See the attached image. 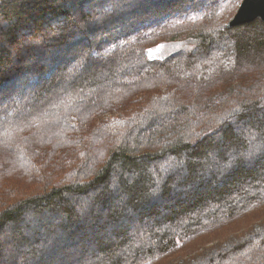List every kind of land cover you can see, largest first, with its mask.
Here are the masks:
<instances>
[{"label":"trees","instance_id":"16d2710c","mask_svg":"<svg viewBox=\"0 0 264 264\" xmlns=\"http://www.w3.org/2000/svg\"><path fill=\"white\" fill-rule=\"evenodd\" d=\"M241 2L0 0V264H264Z\"/></svg>","mask_w":264,"mask_h":264},{"label":"water","instance_id":"95a60500","mask_svg":"<svg viewBox=\"0 0 264 264\" xmlns=\"http://www.w3.org/2000/svg\"><path fill=\"white\" fill-rule=\"evenodd\" d=\"M257 18L264 21V0H242L232 18L227 22V27L232 28L249 23Z\"/></svg>","mask_w":264,"mask_h":264},{"label":"rangeland","instance_id":"374dc122","mask_svg":"<svg viewBox=\"0 0 264 264\" xmlns=\"http://www.w3.org/2000/svg\"><path fill=\"white\" fill-rule=\"evenodd\" d=\"M191 45H188L185 42H171V43H163L156 47L151 48L148 51V55L150 58H162L172 52H175L179 49L189 48ZM248 219V218H247ZM246 219V220H247ZM222 235L226 234V230L220 232Z\"/></svg>","mask_w":264,"mask_h":264},{"label":"snow or ice","instance_id":"6c2138e0","mask_svg":"<svg viewBox=\"0 0 264 264\" xmlns=\"http://www.w3.org/2000/svg\"><path fill=\"white\" fill-rule=\"evenodd\" d=\"M233 6H236V5H235V0H234V3H233Z\"/></svg>","mask_w":264,"mask_h":264}]
</instances>
